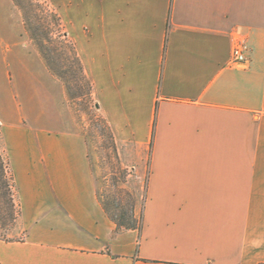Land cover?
Segmentation results:
<instances>
[{
  "label": "crops",
  "instance_id": "obj_1",
  "mask_svg": "<svg viewBox=\"0 0 264 264\" xmlns=\"http://www.w3.org/2000/svg\"><path fill=\"white\" fill-rule=\"evenodd\" d=\"M61 14L126 186L144 191L141 223L116 229L65 85L32 48L34 67L0 83L20 210L0 264L264 262V0H61Z\"/></svg>",
  "mask_w": 264,
  "mask_h": 264
},
{
  "label": "rangeland",
  "instance_id": "obj_2",
  "mask_svg": "<svg viewBox=\"0 0 264 264\" xmlns=\"http://www.w3.org/2000/svg\"><path fill=\"white\" fill-rule=\"evenodd\" d=\"M24 20H27L29 26L26 27ZM32 33L44 43L46 50L54 58L55 66L61 63L67 67L72 64L69 89L65 85L68 104L78 127L86 137L104 208L120 226L134 222L140 224L144 191L126 186L128 172L114 153L116 145L109 125L96 109L92 89L89 94L87 77H83L75 64L71 63L74 53L65 36L61 0H0V83L15 84V74L21 67V60L34 67L31 60L32 48H38L32 39ZM4 94L5 92L0 91V96L4 97ZM16 106L20 107L21 112L26 107L21 95L16 99ZM0 148L3 151V147ZM9 174L12 175L10 170ZM15 225L16 221H12L10 217L0 219V237L14 238Z\"/></svg>",
  "mask_w": 264,
  "mask_h": 264
},
{
  "label": "trees",
  "instance_id": "obj_3",
  "mask_svg": "<svg viewBox=\"0 0 264 264\" xmlns=\"http://www.w3.org/2000/svg\"><path fill=\"white\" fill-rule=\"evenodd\" d=\"M19 5V3H17ZM25 17V16H24ZM26 27L29 26L27 24V20H24ZM66 36V35H65ZM32 39L35 41L37 48L41 55L44 58L48 68L54 72L66 85V88L69 89V78L72 77L70 67L71 65H67V67L62 66L61 63L58 66H55L53 63V57L50 56L48 50H46L44 43L38 40L35 34L32 33ZM70 47L74 53V59L71 63L75 64V67L80 71L83 77H87V81L89 84V94L91 93L92 83L89 77L85 74L82 62L77 54L75 46L72 42H70ZM65 67V68H64ZM112 135V134H111ZM113 138V137H112ZM20 214V210L15 202V189H14V181L13 176L9 174V161L7 157L4 155L3 151L0 148V219H5L6 217H10L12 221H16ZM136 218H133L135 220ZM116 223V229L121 230L123 228H135L140 224L130 223L128 225H119L115 219H112ZM264 264V262L260 263Z\"/></svg>",
  "mask_w": 264,
  "mask_h": 264
},
{
  "label": "built area",
  "instance_id": "obj_4",
  "mask_svg": "<svg viewBox=\"0 0 264 264\" xmlns=\"http://www.w3.org/2000/svg\"><path fill=\"white\" fill-rule=\"evenodd\" d=\"M233 61L238 64L247 62V45L244 42H238L232 51Z\"/></svg>",
  "mask_w": 264,
  "mask_h": 264
}]
</instances>
